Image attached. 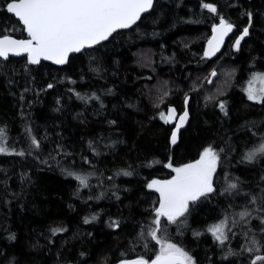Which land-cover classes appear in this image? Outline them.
<instances>
[{"label":"trees","instance_id":"16d2710c","mask_svg":"<svg viewBox=\"0 0 264 264\" xmlns=\"http://www.w3.org/2000/svg\"><path fill=\"white\" fill-rule=\"evenodd\" d=\"M8 2L0 0V35L23 37L6 11ZM220 17L234 33L248 27L249 35L239 50L232 35L208 59L205 42ZM252 72L264 74V0H155L136 25L71 55L64 66L0 59V128L10 151L25 152L0 154V264L154 259L159 245L139 236L150 229L159 206V194L147 184L169 180L175 173L167 164L195 162L209 145L220 157L216 191L190 204L184 223L164 221L163 238L196 264H251L264 255V248L242 249L251 246L253 235L264 244L258 218L264 211H257L264 204L250 203L264 189V156L244 159L264 140V103L245 94ZM186 98L189 120L171 148L172 127L159 114L170 106L182 111ZM33 136L39 148L31 146ZM68 172L88 176L89 186ZM229 183L238 188L224 192ZM245 207L252 212L249 222L233 227L220 246L206 229ZM56 227L64 231L53 235Z\"/></svg>","mask_w":264,"mask_h":264},{"label":"snow or ice","instance_id":"6c2138e0","mask_svg":"<svg viewBox=\"0 0 264 264\" xmlns=\"http://www.w3.org/2000/svg\"><path fill=\"white\" fill-rule=\"evenodd\" d=\"M154 5V0H9L6 4V11L18 18L23 25V30L27 33V39H15L11 35L0 36V58L8 60L10 56L27 57V63L36 65L41 60L52 61L57 65L68 62L72 53H80L85 48L107 40L118 29H126L135 24L143 13L149 12ZM203 7L211 13H216L214 5L204 3ZM251 22V13H247ZM233 24L219 18V23L212 27V37L208 40V47L204 52L205 57L214 56L224 42V38L233 31ZM249 35V28L245 27L241 35L235 40L234 47L239 50L241 41ZM215 70L211 76L215 77ZM211 82V81H210ZM259 82L260 87L253 85ZM49 89L53 87L48 84ZM247 98L256 103H264V74H253L246 89ZM79 96V94L77 93ZM85 99L84 97H79ZM93 98L99 99L93 94ZM187 105V98L185 99ZM221 111L227 115L225 104L220 103ZM160 119L165 123L177 120L176 109L168 108L167 114L160 112ZM188 111L178 117L175 130L171 134V143L176 144L178 133L188 119ZM114 123V122H113ZM29 133L30 129L27 130ZM31 146L40 147L39 141L33 136ZM222 151V150H221ZM0 154L24 156V151H10L7 145L5 130L0 128ZM29 154H31L29 152ZM264 156V140H262L252 150H249L244 159L249 162ZM219 153L211 146L205 147L198 160L185 164L181 167H173L167 164L175 175L169 180H152L147 184V188L159 194L158 207L154 208V219L147 232L142 231L141 238L148 237L159 245V250L154 259H146L140 256L132 260H121L119 264H196L192 256L182 247L169 242L163 238L165 233L164 221L168 225L182 224V217H186L190 204H194L202 197H208L216 191L213 177L219 163ZM82 187H88V176L75 172H68ZM119 174V173H118ZM123 175H131L129 171H123ZM238 188L237 183H229L224 192L231 193ZM260 197L252 196L250 203H257L259 199L264 204V189L261 190ZM223 194V193H222ZM264 211V208L257 209ZM239 217V219H235ZM252 217V212L246 207L235 214L226 213L224 218L218 223L209 225L206 231L212 235L214 241L220 246H224L229 241L228 233L240 222L248 223ZM261 224H264V217H258ZM96 217H91L95 220ZM84 223H90L89 218H85ZM112 227H119L118 222L113 221ZM64 231L63 228H53L52 234L56 235ZM264 231V229H262ZM201 233H195L200 235ZM235 235V233H233ZM247 238L249 233L244 232ZM251 246H242L243 251L252 253L264 248L259 240L253 235L248 240ZM147 248V244H145ZM229 255H233L231 250ZM264 262V255H256L251 264Z\"/></svg>","mask_w":264,"mask_h":264},{"label":"water","instance_id":"95a60500","mask_svg":"<svg viewBox=\"0 0 264 264\" xmlns=\"http://www.w3.org/2000/svg\"><path fill=\"white\" fill-rule=\"evenodd\" d=\"M155 1V0H154ZM151 11V10H150ZM149 11V12H150ZM149 12H146V13H143L142 15H141V18L144 16V15H146V14H148ZM11 16H13L14 17V19L20 24V26L22 27V29H23V25H22V23H20L19 22V20H18V18H16L13 14H11V13H9ZM140 18V19H141ZM139 19V20H140ZM139 20L135 23V24H133L131 27H133L134 25H136L138 22H139ZM219 23V22H218ZM217 23V24H218ZM131 27H129V28H131ZM129 28H126V29H118L116 32H118V31H122V30H127V29H129ZM116 32H114V33H116ZM23 33H24V36L23 37H17V36H14V35H12V34H4V35H11L13 38H15V39H27L28 37H27V33L23 30ZM113 33V34H114ZM241 33H242V31H240L239 33H238V35H237V37H236V39L241 35ZM112 34V35H113ZM212 29H211V31H210V34H209V36H208V38H207V40H206V42H205V46H204V52H205V50L207 49V47H208V44H207V42H208V40L212 37ZM111 35V36H112ZM233 35V31L231 32V33H229L225 38H224V42H223V44L220 46V50L214 55V56H212V57H206V58H208V59H211V58H214V57H216V56H218L219 54H220V52L222 51V49H223V47H224V45H225V43H226V41L231 37ZM0 36H2V35H0ZM110 36V37H111ZM109 37V38H110ZM108 38V39H109ZM107 39V40H108ZM235 39V40H236ZM107 40H105V41H107ZM105 41H102L101 43H103V42H105ZM101 43H99V44H101ZM99 44H97V45H99ZM97 45H94L93 47H95V46H97ZM93 47H91V48H93ZM91 48H85L84 50H88V49H91ZM84 50H82V51H84ZM81 51V52H82ZM80 52V53H81ZM74 54H78V53H72V54H70V56L71 55H74ZM69 56V57H70ZM10 57H12V58H19V57H26V55H24V56H10ZM0 59H2V58H0ZM26 59H27V57H26ZM41 62H45V63H48V64H51V65H53V66H56V67H61V66H64L65 64H63V65H57V64H55V63H53L52 61H46V60H41ZM37 65V64H36ZM171 108H175L174 106H170ZM170 107H168V108H170ZM168 108H167V110H168ZM185 108L187 109V105L185 104ZM185 108H184V110L181 112V113H179L177 110H176V116H177V120H174L173 122H171V123H167L169 126H171L172 127V130H171V134H172V132L175 130V124L176 123H178V117L180 116V115H182L183 114V112L185 111ZM176 109V108H175ZM167 110H166V113L165 114H167ZM187 111H188V109H187ZM188 120H189V115H188V119H187V121H186V123L184 124V126L180 129V131H182L185 127H186V125H187V123H188ZM180 131H179V133H178V138H177V142H176V144L178 143V139H179V134H180ZM171 134H170V138H169V144H170V147L172 148V147H174L176 144H172L171 143ZM136 258H138V257H135V258H130V259H127V260H132V259H136ZM124 260V259H123ZM121 261V260H120ZM120 261H118V262H116V263H114V264H119V262Z\"/></svg>","mask_w":264,"mask_h":264},{"label":"rangeland","instance_id":"374dc122","mask_svg":"<svg viewBox=\"0 0 264 264\" xmlns=\"http://www.w3.org/2000/svg\"><path fill=\"white\" fill-rule=\"evenodd\" d=\"M252 76H253V74L249 77V79L247 80L246 85H245V94H246V97H247L246 89H247V87H248V83H249V81L251 80ZM253 86L258 88V87H260V84H259V82H256ZM247 99H248V98H247ZM253 102H254V101H253ZM190 163H193V162H190ZM187 164H188V163H187ZM184 165H185V164H184ZM181 166H183V165H181ZM181 166H178V167H181Z\"/></svg>","mask_w":264,"mask_h":264},{"label":"flooded vegetation","instance_id":"af4514ba","mask_svg":"<svg viewBox=\"0 0 264 264\" xmlns=\"http://www.w3.org/2000/svg\"><path fill=\"white\" fill-rule=\"evenodd\" d=\"M237 35H238V33H234V31H233V36L232 37H234L235 36V38L237 37ZM185 108V107H184ZM184 110V109H183ZM182 110V111H183ZM182 111H178L179 113H181Z\"/></svg>","mask_w":264,"mask_h":264},{"label":"bare ground","instance_id":"6f19581e","mask_svg":"<svg viewBox=\"0 0 264 264\" xmlns=\"http://www.w3.org/2000/svg\"><path fill=\"white\" fill-rule=\"evenodd\" d=\"M239 33V32H238ZM258 72V71H257ZM253 73V72H252ZM261 73V72H260ZM253 74H255V73H253Z\"/></svg>","mask_w":264,"mask_h":264}]
</instances>
